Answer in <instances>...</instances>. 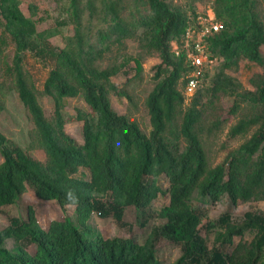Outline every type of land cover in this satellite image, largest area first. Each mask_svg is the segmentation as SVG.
<instances>
[{
  "label": "trees",
  "instance_id": "16d2710c",
  "mask_svg": "<svg viewBox=\"0 0 264 264\" xmlns=\"http://www.w3.org/2000/svg\"><path fill=\"white\" fill-rule=\"evenodd\" d=\"M258 2L214 0L212 8L223 26L207 38V46L213 57L222 59V69L212 77H207V70L203 73L176 124L184 101L181 86L186 67L183 57L172 52L171 40L183 37L189 15L195 11L186 13L168 0H69L67 15L56 22L57 26L72 24L73 35L56 48L48 38L59 33L57 26L38 32L33 19L36 5H29L30 15L26 16L20 0H0V112L10 82L33 124L30 146L45 155L43 161L33 158L0 131V207L33 190L42 200H55L62 207L73 205L75 214L74 221L54 219L44 229L28 205L26 219L12 216L0 229V264H160L153 236L142 243L131 237H105L89 220L97 213L121 221L124 208L130 205L144 210L164 192L162 176L168 182L169 200L160 210L165 219L161 231L182 246V254L173 264H200L203 259L204 264H264L263 214L246 211L239 224L227 213L220 215L218 223L224 227L221 243L232 244L234 236L247 230H254L255 235L244 252L238 242L230 253L214 249L207 258L206 241L199 233L201 214L189 204L195 190L212 202L226 194L232 205L264 199V114L242 118L230 128L229 134L235 136L258 124L238 149L213 167L208 165L197 132L204 99L211 102L235 93L237 83L224 68L236 66L242 58L263 67L249 99L254 106H264V22ZM139 28L145 47L160 58L154 66L156 83L145 99L149 134L111 106L110 94L132 101L110 79L120 71V64L97 65L107 51H120ZM7 39L14 47L10 59L5 52ZM25 51L54 61L42 87V93L54 102L52 118L44 114L23 66ZM120 54L123 63L133 59L139 72L138 58L124 59ZM78 94L90 108V112L76 115L83 122L81 143L65 131L62 115L63 98ZM237 109L234 103L231 111ZM80 167L89 170L88 178L76 175ZM8 239L13 240L11 247L5 245ZM29 246H33L32 252Z\"/></svg>",
  "mask_w": 264,
  "mask_h": 264
},
{
  "label": "rangeland",
  "instance_id": "374dc122",
  "mask_svg": "<svg viewBox=\"0 0 264 264\" xmlns=\"http://www.w3.org/2000/svg\"><path fill=\"white\" fill-rule=\"evenodd\" d=\"M20 1V9L26 16L30 15V4L37 6V14L33 16V19L35 20L38 32L56 27V19L67 15L69 4V0ZM168 1L186 13L214 6V0ZM143 9L141 7V10ZM257 11L264 22V0H259ZM57 29L59 33L50 36L48 41L51 46L61 48L65 45V38L73 35V25L57 26ZM143 36V30L141 28L137 29L133 37L124 41V45L120 51L116 48L107 51L103 58L97 62V65L103 68L111 64H120V71L111 76L110 79L116 86L127 91L131 95L132 101L130 102L126 97L110 94L111 106L117 113L124 114L136 121L141 130L145 134H149L151 124L145 99L156 83V80L153 78L154 66L160 62V58L155 51H151L145 47ZM7 41L8 45L5 52L10 59L13 55L14 47L9 39ZM261 51L264 52V46L261 47ZM120 53L124 54V59L126 57L138 58L141 63L139 72H136L134 60L130 59L127 63H123ZM221 64L222 59H217L212 67L207 70V77H212L220 71L222 69ZM23 66L35 85L38 101L44 110V114L46 117L52 118L54 102L52 97L42 93V87L49 70L54 66V61L48 56L42 57L32 51H25ZM262 71V65L242 58L236 66L224 68V72L237 83L235 93L221 95L219 99L211 102H209L208 98L204 99V111L197 127V132L210 167L223 162L257 128L258 124H254L248 131L242 134L235 136L229 134L230 128L240 119L264 114V106H254L249 99V94L255 91L254 81L260 77ZM190 100L191 98H184L182 105L178 109L179 113L177 114L176 124L180 122L182 113L189 105ZM234 103L238 105V109L232 112L231 108ZM79 111L90 112L89 106L80 94L74 97L63 98L62 115L65 122V131L77 142L81 143L83 141V122L76 117ZM32 128L33 124L26 108L21 103L11 83L8 82L3 95V109L0 112V131L10 143L21 147L33 158L43 161L45 159L43 151L40 148L30 146ZM183 146L184 142L182 141L180 149H183ZM1 161L2 157L0 156ZM81 174L88 178L89 170L80 167L76 175ZM160 182L164 188V192L158 195L144 210H140L133 205L126 206L121 221H117L111 216L104 217L93 213L89 224L94 229L100 231L105 237H131L142 243L146 238L153 236L155 255L159 263L173 264L182 254V246L168 240L161 231L165 219L160 216V210L162 206L168 203L169 196L167 179L162 176ZM189 204L201 214L199 233L206 241L207 258L214 249L230 253L238 242L242 245L241 251L244 252L255 235L254 230H247L242 236H234L232 244L221 243L224 227L218 223L220 215L227 213L231 221L236 224L243 221V215L246 211L264 215V199H251L241 201L237 205H232L226 194H223L217 201L212 202L207 198L200 197L195 190L189 199ZM28 205L34 208L37 223L44 229L54 219H63L64 217H68L72 221L75 219L73 205L62 207L55 200H42L35 195L33 190H27L20 194L13 204L0 207V229L8 224L9 218L12 216L26 219ZM142 220H145L143 226L140 224ZM154 231H156L155 234ZM5 245L11 247L13 240H6ZM28 251L32 252L33 246H29ZM204 263L205 259L200 264Z\"/></svg>",
  "mask_w": 264,
  "mask_h": 264
},
{
  "label": "built area",
  "instance_id": "2783aa9c",
  "mask_svg": "<svg viewBox=\"0 0 264 264\" xmlns=\"http://www.w3.org/2000/svg\"><path fill=\"white\" fill-rule=\"evenodd\" d=\"M222 22L216 18L212 7L195 11L189 15L183 37L171 40V50L176 56H182L185 71L181 86L185 99L193 96L203 73L217 61L207 46V38L222 29Z\"/></svg>",
  "mask_w": 264,
  "mask_h": 264
}]
</instances>
